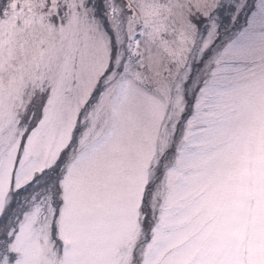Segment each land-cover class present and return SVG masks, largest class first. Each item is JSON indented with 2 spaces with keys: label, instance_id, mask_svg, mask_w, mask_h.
<instances>
[{
  "label": "snow or ice",
  "instance_id": "obj_1",
  "mask_svg": "<svg viewBox=\"0 0 264 264\" xmlns=\"http://www.w3.org/2000/svg\"><path fill=\"white\" fill-rule=\"evenodd\" d=\"M0 264H264V0H0Z\"/></svg>",
  "mask_w": 264,
  "mask_h": 264
}]
</instances>
